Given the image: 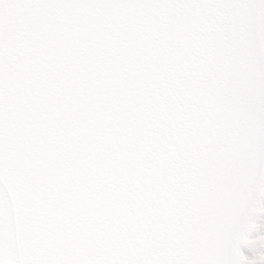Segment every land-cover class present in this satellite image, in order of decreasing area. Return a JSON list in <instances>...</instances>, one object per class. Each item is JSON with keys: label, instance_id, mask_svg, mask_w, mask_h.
<instances>
[{"label": "snow or ice", "instance_id": "obj_1", "mask_svg": "<svg viewBox=\"0 0 264 264\" xmlns=\"http://www.w3.org/2000/svg\"><path fill=\"white\" fill-rule=\"evenodd\" d=\"M0 264H264V0H0Z\"/></svg>", "mask_w": 264, "mask_h": 264}]
</instances>
